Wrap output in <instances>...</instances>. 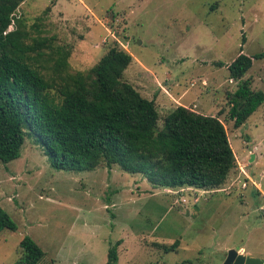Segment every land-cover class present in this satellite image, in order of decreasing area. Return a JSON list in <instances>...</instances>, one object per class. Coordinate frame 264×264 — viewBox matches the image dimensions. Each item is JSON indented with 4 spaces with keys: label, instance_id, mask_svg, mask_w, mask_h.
Masks as SVG:
<instances>
[{
    "label": "rangeland",
    "instance_id": "obj_1",
    "mask_svg": "<svg viewBox=\"0 0 264 264\" xmlns=\"http://www.w3.org/2000/svg\"><path fill=\"white\" fill-rule=\"evenodd\" d=\"M17 17L71 50L72 72L118 43L134 58L124 80L155 101L159 126L178 106L219 117L236 168L219 190H172L119 166L58 169L26 135L20 157L0 161V206L17 226L0 234V264H17L25 236L56 264H107L120 240L119 264H225L232 250L264 260V104L236 129L227 99L228 65L264 53V0H26ZM248 77L264 92V59Z\"/></svg>",
    "mask_w": 264,
    "mask_h": 264
},
{
    "label": "trees",
    "instance_id": "obj_2",
    "mask_svg": "<svg viewBox=\"0 0 264 264\" xmlns=\"http://www.w3.org/2000/svg\"><path fill=\"white\" fill-rule=\"evenodd\" d=\"M25 1L0 0V161L18 159L30 134L61 170L119 166L172 190L212 192L225 185L236 157L219 117L178 106L160 127L155 101L124 80L134 60L126 49L114 43L94 67L72 72L71 50L53 37H33L26 20L17 17ZM50 11L48 7L43 15ZM242 53L227 67L236 83L227 95L236 129L264 104V92L254 91L248 77L264 53ZM4 230L16 231L17 226L0 206V234ZM122 244L111 245L107 264H119ZM179 246L176 241L161 249L170 253ZM17 255V264H56L29 236L21 240Z\"/></svg>",
    "mask_w": 264,
    "mask_h": 264
},
{
    "label": "water",
    "instance_id": "obj_3",
    "mask_svg": "<svg viewBox=\"0 0 264 264\" xmlns=\"http://www.w3.org/2000/svg\"><path fill=\"white\" fill-rule=\"evenodd\" d=\"M225 264H264V260L246 256L232 250L228 253Z\"/></svg>",
    "mask_w": 264,
    "mask_h": 264
},
{
    "label": "built area",
    "instance_id": "obj_4",
    "mask_svg": "<svg viewBox=\"0 0 264 264\" xmlns=\"http://www.w3.org/2000/svg\"><path fill=\"white\" fill-rule=\"evenodd\" d=\"M247 186L246 185H244V188H246ZM196 201H198V200H196Z\"/></svg>",
    "mask_w": 264,
    "mask_h": 264
}]
</instances>
